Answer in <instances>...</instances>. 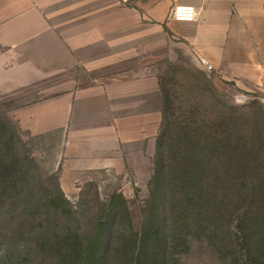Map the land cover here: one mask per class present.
Listing matches in <instances>:
<instances>
[{
	"label": "crops",
	"instance_id": "0c3cea01",
	"mask_svg": "<svg viewBox=\"0 0 264 264\" xmlns=\"http://www.w3.org/2000/svg\"><path fill=\"white\" fill-rule=\"evenodd\" d=\"M175 6L196 18L172 19ZM162 63L264 101V0H0V104L17 128L55 138L63 191L84 173L151 166Z\"/></svg>",
	"mask_w": 264,
	"mask_h": 264
},
{
	"label": "trees",
	"instance_id": "16d2710c",
	"mask_svg": "<svg viewBox=\"0 0 264 264\" xmlns=\"http://www.w3.org/2000/svg\"><path fill=\"white\" fill-rule=\"evenodd\" d=\"M199 75L200 84L191 80L187 89H196L200 97L210 98L211 107L199 110V105H194L183 114L182 123L180 119L175 125L171 122L175 116L174 101L170 91L163 89L162 129L153 160L148 219L135 232L128 223V229L117 237L112 233L115 225L110 224L108 218L98 223L97 232L87 240L68 230L58 238V243L51 245L58 250L61 261L178 264L179 259L173 257L189 251L194 242H202L208 232L214 238L218 233L229 235L227 251L233 255L229 264H264L263 105L256 96L246 107H237L217 91L206 75L202 72ZM206 101V98L201 99L203 103ZM255 109L260 110L262 118ZM173 130H176L177 141ZM168 133L174 141L170 146L177 151L169 164L163 159ZM235 155L238 158L234 164L231 159ZM168 180L172 189L166 185ZM44 182L27 144L9 119L0 115V219L18 220L19 225L28 227L30 232L48 222L51 213L63 216L68 223L73 210L69 208L58 178L54 191ZM231 187L238 190L233 199V193L229 192L233 191ZM168 198H172L171 204L165 206ZM228 202L234 207L229 209ZM168 215L175 223L168 222ZM233 222L236 232L242 235L241 243L233 241L236 236L231 231ZM128 230L130 232H126Z\"/></svg>",
	"mask_w": 264,
	"mask_h": 264
},
{
	"label": "rangeland",
	"instance_id": "374dc122",
	"mask_svg": "<svg viewBox=\"0 0 264 264\" xmlns=\"http://www.w3.org/2000/svg\"><path fill=\"white\" fill-rule=\"evenodd\" d=\"M183 63L185 66H190L187 57H180L177 62V67L181 68L180 66H183ZM160 68L161 74H167L166 76H168L166 78L167 89H169L171 98L174 101L172 107L175 116L171 121L174 125L180 123L179 121L182 123L185 116L183 114L189 111L194 105H199V110H205L211 107L212 100L210 98L204 97L203 95L200 97V95H197L198 91L196 89H193V91L187 89L189 88L191 80H196V83L200 84V81H198L200 75L197 70H189L190 76L192 77L190 80L186 79L183 73L177 71L178 74L175 76L171 75V68L166 63L160 64ZM217 91L223 94L227 101L240 108L246 107L250 102L255 101L256 96H258L256 94L237 91L235 88L219 82ZM195 96L198 97L190 102L187 101L188 98ZM240 97L243 102L237 100L241 99ZM202 98H206L207 101L204 103L201 102ZM197 100L199 101L198 104H196ZM257 101L263 105L264 109L263 99L259 98ZM8 108L7 104H0V115L2 117H7ZM255 112L261 116L260 110L255 109ZM11 124L15 127L21 140L27 144L31 157L34 158L38 165L39 174L45 180V186L54 191L57 178L59 181L60 171V167L58 166L59 152L55 147V138L50 135L33 137L29 132L17 128L12 122ZM161 129L162 125H160L159 130L161 131ZM172 133L175 134L177 141L176 130H173ZM169 136L170 134L168 133L164 142L165 144L163 145V159H167V164H169V160L177 153L175 151L176 147L171 148L170 146L174 141ZM156 154L157 142L151 166H148L147 162L146 165L144 163H137L134 168L125 174H115L112 171H94L75 177L76 181L73 185L71 184L69 188L65 187V191L62 190L64 196L70 203L69 208L73 210L68 223L63 216H57V214L51 213V215L49 214L51 218H49L48 222H45L41 227L37 226L35 230L30 232L28 227L19 225L18 220L0 219V264H75L68 261H61L58 250H55L51 245L56 241L58 243V238L64 236L68 230L76 232L84 240L90 239L97 232L99 228L98 223L104 222L107 218L110 224L115 225V228H112L114 237L124 233L123 230H127L129 227L128 223L133 227V232L138 230L142 223L149 217V210L152 204L150 196L153 185L151 182L154 174L153 160ZM237 158L235 155L231 161L235 164L236 161L234 160ZM167 164L164 163V166H168ZM231 166L235 165L232 164ZM165 169L167 170V168ZM168 178L170 179V176ZM166 185L168 189L173 188L170 180L167 181ZM236 191L238 190L233 189V191H229L233 193L231 195L232 199L235 197L234 192ZM170 199L172 198L166 199L168 202L165 200V206L171 204ZM229 205V209L234 207L233 203H229ZM112 206L116 209L113 210ZM168 222L175 223L171 215H168ZM173 223L170 224L172 227ZM234 225L235 222L231 226V231L236 234L233 237V241L235 243H241L242 235L240 232H236ZM126 232H130V230ZM220 234L218 233L216 235L218 237L215 236L216 238H214L210 237L213 235L206 232L202 238V242H194L193 248L183 254L175 255L173 258L179 259L178 264H229L233 259V255L227 251L230 249V238L226 233Z\"/></svg>",
	"mask_w": 264,
	"mask_h": 264
},
{
	"label": "built area",
	"instance_id": "2783aa9c",
	"mask_svg": "<svg viewBox=\"0 0 264 264\" xmlns=\"http://www.w3.org/2000/svg\"><path fill=\"white\" fill-rule=\"evenodd\" d=\"M170 16L172 19L178 20V21H192L197 16V11L192 6H175L172 8L170 12ZM200 63L207 68V70L211 71L212 66L203 58H200ZM241 98V97H240ZM240 102L241 99H237Z\"/></svg>",
	"mask_w": 264,
	"mask_h": 264
}]
</instances>
